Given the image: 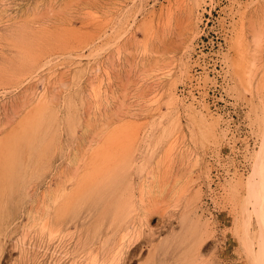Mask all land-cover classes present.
Masks as SVG:
<instances>
[{
  "label": "rangeland",
  "instance_id": "1",
  "mask_svg": "<svg viewBox=\"0 0 264 264\" xmlns=\"http://www.w3.org/2000/svg\"><path fill=\"white\" fill-rule=\"evenodd\" d=\"M113 263L264 264V0H0V264Z\"/></svg>",
  "mask_w": 264,
  "mask_h": 264
},
{
  "label": "bare ground",
  "instance_id": "2",
  "mask_svg": "<svg viewBox=\"0 0 264 264\" xmlns=\"http://www.w3.org/2000/svg\"><path fill=\"white\" fill-rule=\"evenodd\" d=\"M47 203V202H46ZM27 208V207H26ZM23 209V208H22ZM34 210V209H33ZM41 216V215H40ZM38 220H40V219H38ZM44 222V221H43ZM15 223V222H14ZM32 223V222H31ZM48 223V222H47ZM43 227V226H42ZM8 231V230H7ZM51 239V238H50ZM124 240V239H123ZM121 244V243H120ZM119 244V245H120ZM3 245H4V243H3ZM19 245V244H18ZM121 246V245H120ZM29 248V247H28ZM118 249V248H117ZM93 253H94V251H93ZM116 253V252H115ZM118 254V253H117ZM120 256V255H119ZM23 257V256H22ZM108 257V256H107ZM111 257V256H110ZM121 258V257H120ZM112 261V260H111ZM102 263V262H101ZM104 263V262H103ZM114 264V263H113Z\"/></svg>",
  "mask_w": 264,
  "mask_h": 264
}]
</instances>
